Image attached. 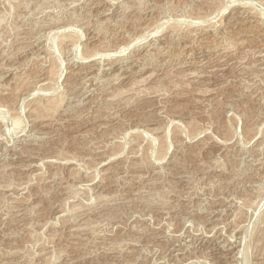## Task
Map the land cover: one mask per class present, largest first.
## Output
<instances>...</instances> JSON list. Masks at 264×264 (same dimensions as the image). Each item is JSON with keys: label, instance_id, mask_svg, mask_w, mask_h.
Wrapping results in <instances>:
<instances>
[{"label": "rangeland", "instance_id": "obj_1", "mask_svg": "<svg viewBox=\"0 0 264 264\" xmlns=\"http://www.w3.org/2000/svg\"><path fill=\"white\" fill-rule=\"evenodd\" d=\"M0 264H264V0H0Z\"/></svg>", "mask_w": 264, "mask_h": 264}, {"label": "bare ground", "instance_id": "obj_2", "mask_svg": "<svg viewBox=\"0 0 264 264\" xmlns=\"http://www.w3.org/2000/svg\"><path fill=\"white\" fill-rule=\"evenodd\" d=\"M234 1H236V0H234ZM243 6V5H242ZM243 11V10H242ZM246 14V13H245ZM207 27V26H206ZM158 31V30H157ZM160 31V30H159ZM173 31H175V30H173ZM179 34V33H178ZM68 35V34H67ZM60 36H63V37H65L64 35H60ZM73 35H71L70 37H72ZM78 36V35H77ZM173 36V35H172ZM62 37V38H63ZM60 38V37H59ZM80 38V37H79ZM63 39H66V38H63ZM75 39V38H74ZM116 39V38H115ZM78 40V39H77ZM159 40V39H158ZM60 42H62V41H60ZM65 42V41H64ZM73 42V41H72ZM75 42V41H74ZM74 42H73V44H74ZM78 44V43H77ZM132 44V43H131ZM131 44H129V45H131ZM128 45V44H127ZM73 46H75V45H73ZM72 48V47H71ZM84 48V47H83ZM227 49H228V47H226ZM87 49V48H86ZM85 49V51L84 52H86L87 50ZM106 49H108V48H106ZM74 50V49H73ZM79 50V49H78ZM89 50V49H88ZM103 50V49H102ZM46 51V50H45ZM112 51V50H111ZM136 51V50H135ZM224 51V50H223ZM78 52V51H77ZM81 52V51H80ZM80 52H79V55H80ZM114 52H116V51H114ZM119 52V51H118ZM117 52V53H118ZM121 52H122V49H121ZM92 53V52H91ZM91 53H89V54H91ZM96 53V52H95ZM98 53V52H97ZM49 54V53H48ZM82 54H83V52H82ZM88 54V53H87ZM87 54H84V55H87ZM100 54V53H99ZM106 54V53H105ZM113 54H116V53H113ZM119 54V53H118ZM84 55H82V58L83 59H88V58H92V55L90 56H84ZM94 55V54H93ZM108 55V54H107ZM81 56V55H80ZM101 56V55H100ZM121 56V55H120ZM50 57V56H49ZM82 60V59H81ZM96 62V61H95ZM105 62V61H104ZM102 64V63H101ZM62 65V64H61ZM50 66H52V67H49L50 68V73L52 74V73H54L53 71H54V68H53V65H50ZM58 67V66H57ZM62 67V66H61ZM90 67H92V66H90ZM103 67V66H102ZM48 68V67H47ZM58 68H60V67H58ZM57 69V68H56ZM56 69H55V71H56ZM60 73V72H59ZM95 74V73H94ZM49 75V74H48ZM54 75V74H53ZM98 75V74H97ZM83 76V75H82ZM98 77V76H97ZM82 78V77H81ZM49 80H51V79H49ZM53 80V79H52ZM108 80V79H107ZM48 82V81H47ZM51 82V81H50ZM53 84V83H52ZM108 86V85H107ZM47 87V86H46ZM51 87V86H50ZM52 90H53V88H51ZM55 89V88H54ZM49 90V89H48ZM32 91V90H31ZM34 91V90H33ZM43 91H45V90H43ZM62 91V90H61ZM51 93V92H50ZM109 93V92H108ZM64 94V93H63ZM109 95V94H108ZM112 95V94H111ZM110 95V96H111ZM63 96V95H62ZM65 98V97H64ZM113 98V97H112ZM40 99V98H39ZM92 99V98H91ZM22 101V100H21ZM38 102H36L35 104L36 105H34L33 106V108H32V112H33V114H34V116H35V118L37 117V118H40V117H42L43 116V113L44 112H47L48 110H49V108L50 107H52V105H54L55 104V102L57 103L58 101H61L60 100V96H57V97H54V96H52V97H46V98H44V99H40V101L39 100H37ZM87 101V100H86ZM54 102V103H53ZM62 102H64V101H62ZM52 103V104H51ZM58 103H60L61 104V102H58ZM81 104H82V102H80ZM51 105V106H50ZM57 106V105H56ZM54 107H55V105H54ZM54 110V109H53ZM31 111V110H30ZM17 114V113H16ZM32 114V115H33ZM46 114V113H45ZM14 115V114H13ZM71 115V114H70ZM20 116V115H19ZM19 116H17V115H15V116H13L14 117V120L12 121V122H14V125L15 126H17V125H20V123H22L21 122V119H20V117ZM48 116V115H47ZM46 116V117H47ZM4 119H6L5 117H4ZM34 119V118H33ZM42 119V118H41ZM53 119V118H52ZM38 120V119H37ZM44 121V120H43ZM49 121V120H48ZM47 121V122H48ZM66 121V120H65ZM41 124V123H40ZM50 124V123H49ZM66 124V123H65ZM46 125V124H45ZM15 126H12L11 128H15ZM52 126V125H51ZM19 128V127H18ZM20 129V128H19ZM43 129V128H42ZM15 132V131H14ZM44 132V131H43ZM165 134V133H164ZM33 135V134H32ZM46 135V134H45ZM44 135V136H45ZM164 140V139H163ZM159 148V147H158ZM229 209V208H228ZM234 250V249H233Z\"/></svg>", "mask_w": 264, "mask_h": 264}]
</instances>
